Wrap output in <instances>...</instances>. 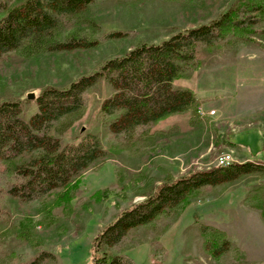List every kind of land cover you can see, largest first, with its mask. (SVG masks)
<instances>
[{
    "label": "rangeland",
    "instance_id": "rangeland-1",
    "mask_svg": "<svg viewBox=\"0 0 264 264\" xmlns=\"http://www.w3.org/2000/svg\"><path fill=\"white\" fill-rule=\"evenodd\" d=\"M23 1L0 0V18ZM135 1L96 0L72 18L62 37L79 34L95 42L90 48L30 59L4 56L0 103L19 101L29 120L44 88L65 89L142 43L158 44L208 24L231 7L256 4L264 9V0ZM258 28L264 31V18ZM259 32L251 42L211 49L204 67L174 81L177 87L194 89L203 110H214V115L195 119L187 112L162 119L151 131L165 135L139 151H111L113 142L98 119L111 89L104 81L90 89L85 112L63 140L76 144L86 133L97 134L106 158L79 177L83 196L65 211L56 191L31 202L9 199L7 219L0 220V264H28L34 257L38 264H91L95 236L166 180L208 170L223 154L239 164L264 163V33ZM28 93L35 99L28 100ZM262 180L244 176L193 195L170 215L137 228L127 254L133 264H264V219L245 202L249 189ZM204 228L223 232L228 249L212 256L205 248Z\"/></svg>",
    "mask_w": 264,
    "mask_h": 264
},
{
    "label": "trees",
    "instance_id": "trees-1",
    "mask_svg": "<svg viewBox=\"0 0 264 264\" xmlns=\"http://www.w3.org/2000/svg\"><path fill=\"white\" fill-rule=\"evenodd\" d=\"M95 1L24 0L8 9L0 18V60L11 53L30 59L50 52L92 47L95 42L79 34H67L65 38L62 35L72 18ZM261 7H231L208 24L178 32L158 44L142 43L65 89L44 88L29 120L25 119L19 101L1 102V222L7 219L9 199L31 202L56 191L64 211L73 199H81L79 177L105 159L107 151L97 134L86 133L76 144H65L63 133L85 112L90 89L102 81L111 89L98 112V119L113 142L111 151H139L152 139L165 135L151 131L160 120L186 112L193 118L198 116L196 108L202 102L174 81L204 67L206 53L211 49L235 41L251 42L255 33H264L258 30L264 18ZM252 175L263 180L261 185L249 189L245 202L264 219V163H232L194 170L166 180L102 229L93 239L91 264H133L127 247L137 228L170 215L205 189ZM202 234H208L205 248L212 256L228 249L229 241L223 232L204 228ZM38 263L39 257L28 262Z\"/></svg>",
    "mask_w": 264,
    "mask_h": 264
},
{
    "label": "built area",
    "instance_id": "built-area-1",
    "mask_svg": "<svg viewBox=\"0 0 264 264\" xmlns=\"http://www.w3.org/2000/svg\"><path fill=\"white\" fill-rule=\"evenodd\" d=\"M234 161L232 155L230 154H223L217 159L216 165L217 166H227Z\"/></svg>",
    "mask_w": 264,
    "mask_h": 264
},
{
    "label": "crops",
    "instance_id": "crops-1",
    "mask_svg": "<svg viewBox=\"0 0 264 264\" xmlns=\"http://www.w3.org/2000/svg\"><path fill=\"white\" fill-rule=\"evenodd\" d=\"M186 89H189V90H191L195 95H196V97H197V93H196V91H194V89H192V88H188V87H185ZM198 98V97H197ZM187 113V112H186ZM172 116H175V115H172ZM166 119V118H165ZM162 121V120H161ZM157 126H159V122L156 124V127ZM155 127V128H156Z\"/></svg>",
    "mask_w": 264,
    "mask_h": 264
},
{
    "label": "water",
    "instance_id": "water-1",
    "mask_svg": "<svg viewBox=\"0 0 264 264\" xmlns=\"http://www.w3.org/2000/svg\"><path fill=\"white\" fill-rule=\"evenodd\" d=\"M27 99H28V100H33V99H35L34 94H33V93H28V94H27Z\"/></svg>",
    "mask_w": 264,
    "mask_h": 264
}]
</instances>
